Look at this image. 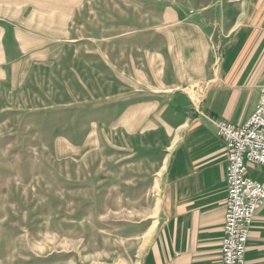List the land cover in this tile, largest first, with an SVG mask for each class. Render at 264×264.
<instances>
[{
    "label": "rangeland",
    "instance_id": "obj_1",
    "mask_svg": "<svg viewBox=\"0 0 264 264\" xmlns=\"http://www.w3.org/2000/svg\"><path fill=\"white\" fill-rule=\"evenodd\" d=\"M245 26L264 0H0V264H140L168 155ZM241 84L230 116L257 97Z\"/></svg>",
    "mask_w": 264,
    "mask_h": 264
},
{
    "label": "crops",
    "instance_id": "obj_2",
    "mask_svg": "<svg viewBox=\"0 0 264 264\" xmlns=\"http://www.w3.org/2000/svg\"><path fill=\"white\" fill-rule=\"evenodd\" d=\"M258 30L250 35L255 30L245 26L230 37L216 83L201 101V113L180 130L168 155L161 218L140 264H221L226 149L209 118L240 125L254 110L264 75V27ZM229 67L236 72L230 73ZM253 82L257 97L247 116H230L255 87L241 83ZM247 170L264 182V167L248 163ZM245 264H264V204L249 229Z\"/></svg>",
    "mask_w": 264,
    "mask_h": 264
},
{
    "label": "built area",
    "instance_id": "obj_3",
    "mask_svg": "<svg viewBox=\"0 0 264 264\" xmlns=\"http://www.w3.org/2000/svg\"><path fill=\"white\" fill-rule=\"evenodd\" d=\"M254 110L240 125L213 120L216 134L226 149L227 187L221 264H245L249 229L257 210L264 204V182L247 174V165L264 167V75Z\"/></svg>",
    "mask_w": 264,
    "mask_h": 264
},
{
    "label": "bare ground",
    "instance_id": "obj_4",
    "mask_svg": "<svg viewBox=\"0 0 264 264\" xmlns=\"http://www.w3.org/2000/svg\"><path fill=\"white\" fill-rule=\"evenodd\" d=\"M197 94L199 93V92H196ZM248 171V170H247Z\"/></svg>",
    "mask_w": 264,
    "mask_h": 264
}]
</instances>
